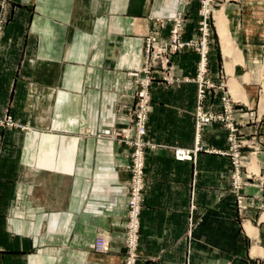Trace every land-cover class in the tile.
<instances>
[{"label":"crops","instance_id":"0c3cea01","mask_svg":"<svg viewBox=\"0 0 264 264\" xmlns=\"http://www.w3.org/2000/svg\"><path fill=\"white\" fill-rule=\"evenodd\" d=\"M199 7L0 0V116L15 125L0 127V264H124L132 148L121 137L135 136L147 39L168 43L179 18L181 40L197 42ZM212 18L206 77L214 87L203 105L219 112L226 89L233 123L258 149L242 153L246 208L236 207L222 154L226 130L210 123L197 136L198 56L169 54L148 87L136 264H264V0H215ZM197 144L194 160L174 158ZM99 236L104 252L94 250Z\"/></svg>","mask_w":264,"mask_h":264},{"label":"built area","instance_id":"2783aa9c","mask_svg":"<svg viewBox=\"0 0 264 264\" xmlns=\"http://www.w3.org/2000/svg\"><path fill=\"white\" fill-rule=\"evenodd\" d=\"M212 0H203V9L202 17L203 21L200 22L201 28V38L198 42H183L181 40V20L179 18L174 20L173 27L171 29L170 40L166 44H158L155 38H148L146 45V55L148 56L145 66L142 68V73L144 74L143 78H136L137 83V92H136V111L132 119V124L134 126L135 136L133 140H130L129 144L134 147V154L131 166L129 170L132 176V179L129 181V196L127 200V226H126V254L124 259V264H134L136 259V247L138 241V230H139V211L141 204V189H142V170L144 167L143 164V155L144 147L146 146L143 136L145 135L146 130V119H147V109L149 104V94L148 87L153 79L152 77V68L157 66L161 70L167 69V64L169 62L168 55L172 54L178 50L185 48H195L200 54V63L198 67V75L196 80L199 83L198 88V104L195 113L196 118V128L199 131L201 128L206 126L212 120L224 122L226 121L230 125L231 134L229 135V141L231 143L230 150L232 151L233 157V178L236 185H240L241 178L239 176L241 159L239 152L240 145L237 143L236 129L232 124V108L228 100L223 99V109L224 114L222 115H211L204 110V100H205V90L211 88L212 85H209L208 82H205L203 76L206 72V38L208 37V27L206 23L207 16L211 12ZM4 18L0 16V36L4 24ZM134 77H137V74H133ZM163 80L166 83H171L172 80L168 77H163ZM7 124L10 125L11 122L7 121ZM196 149L192 154L187 150L177 149L175 151V156L180 160H190L195 155ZM258 150V149H255ZM239 177V178H238ZM239 189V188H238ZM241 200V199H240ZM241 204V201H240ZM245 208V206H242ZM94 250L96 252H104L106 250V240L104 237L99 236L94 244Z\"/></svg>","mask_w":264,"mask_h":264},{"label":"rangeland","instance_id":"374dc122","mask_svg":"<svg viewBox=\"0 0 264 264\" xmlns=\"http://www.w3.org/2000/svg\"><path fill=\"white\" fill-rule=\"evenodd\" d=\"M214 2H215V0H212V4H211V8H210V10H211V12L209 13V15L207 16V19H206V23H207V27H208V37L206 38V47H207V52H206V67H207V65H208V53H209V49H208V47H209V43H210V41H211V39H212V32H213V18H212V6H213V4H214ZM199 5H200V7H199V11H198V17H199V20H198V35H199V40H200V38H201V28H200V22L201 21H203V17H202V9H203V0H199ZM181 36V35H180ZM199 40H196L197 42L199 41ZM183 42H186V41H183ZM187 42H190V41H187ZM191 48V47H190ZM192 50H194L195 51V53L197 54V56H198V60H197V65H196V70H197V72H196V76H195V83L197 84V93H198V88H199V83H198V81L196 80V78H197V75H198V67H199V63H200V54H199V52L195 49V48H191ZM177 52V51H176ZM263 68L262 69H260V73L259 74H261V76H263L262 77V81L264 82V63H263ZM206 74H207V69H206V72H205V75L203 76V79H204V81L205 82H208L209 83V85H212V87H214V83L211 81V80H209L207 77H206ZM250 74V73H249ZM258 74V75H259ZM253 78V76H251V79ZM259 78V77H258ZM164 81V80H163ZM225 85H226V81H225ZM225 85H220V87L221 88H224L225 87ZM263 85H264V83H263ZM212 87L211 88H207L206 90H205V96H206V91L209 89H212ZM220 88V89H221ZM223 99L224 100H228V102L231 104V108H232V106H233V103H232V100H231V98H230V96H229V94L227 93V90L225 89L224 90V92H223V95H222V97H221V99H220V102H221V106H220V111L219 112H217V113H213V112H208V111H206L205 109V111L207 112V113H209V114H211V115H222V114H224V109H223ZM136 101H137V99H136ZM136 104V103H135ZM135 111H136V105H135V110H134V112H133V114H132V116L134 117V114H135ZM230 115H232V114H230ZM133 119V118H132ZM7 121H9V122H11L10 123V125L9 124H7L6 122ZM210 123H219L225 130H226V132H227V135H226V141H227V150L224 152V153H222L223 155H226V156H229V158H230V163H231V166H232V168L234 169V165H233V157H232V151L230 150V148H231V143H230V141H229V135L231 134V131H230V125L226 122V121H224V122H219V121H215V120H212ZM210 123H208L207 125H209ZM232 124H233V126H234V128L236 129V132H235V134H236V137H237V143L240 145V147H239V154H240V159H241V166H240V172H239V176H240V178H241V182H240V185H236V183L234 182V178H233V176L231 177V187H232V191L234 192V196H235V203H236V207H237V209L239 210V211H243L245 208H246V205H245V203H244V196L241 194V191H242V188H243V178H242V174H241V170L243 169V166H244V161H243V157H242V153H243V151H244V149H246V150H248L249 152V155H251L252 153H254L255 152V145H254V143L253 142H251L250 140H244L243 138H242V133H241V130H240V126L239 125H237V124H234L233 122H232ZM195 125H196V122H195ZM206 125V126H207ZM15 125H14V123H13V121H12V119H11V117L8 115V114H3V115H1L0 116V127H2V128H9V127H14ZM206 126H204V127H206ZM132 127H133V129H135L134 128V126H133V124H132ZM202 129V128H201ZM200 129V130H201ZM196 130H197V128H196ZM145 132H146V130H145ZM198 134H199V131H197V136H198ZM145 136V135H144ZM144 136H143V140H144ZM122 139H121V143L122 144H125V145H128L129 147H131L132 148V153H131V156H130V162H129V164L125 167V170H126V172H127V174H128V180H127V189H126V191H127V197L129 196L128 194H129V181H130V179H132V176H131V174L132 173H130L131 171L128 169L129 168V166H131V164H132V160H133V154H134V147L131 145V144H129L130 142V140H133L132 138H129V136L128 135H126V134H124V136H122L121 137ZM145 142V144L147 145V143H146V141H144ZM199 142V141H198ZM196 147H198V148H200V149H198L197 151H202L203 150V147H201L199 144H197L196 145ZM196 147L194 148V150L196 149ZM146 148V146L144 147V149ZM181 150H183V149H181ZM193 150V151H194ZM176 151V150H175ZM193 151H189L191 154H192V152ZM196 151V152H197ZM211 152V151H210ZM144 156H145V154L143 155V164H144ZM174 158L176 159V160H178V161H183V160H180V159H177L176 158V156H175V152H174ZM191 160H194V157L193 158H191L190 159V161ZM245 174H247V177L248 178H253L254 176H252V175H249L250 173H245ZM232 175H233V173H232ZM239 178V177H238ZM239 188V189H238ZM143 189H144V167H143V170H142V189H141V193H140V195H141V204H140V211H139V219H140V214H141V209H142V202H143V197H142V193H143ZM128 199V198H127ZM241 199V200H240ZM240 201H241V204H240ZM242 206H245V208H242ZM138 240H139V237H138ZM137 244H138V241H137ZM134 264H136V259H135V262H134Z\"/></svg>","mask_w":264,"mask_h":264},{"label":"bare ground","instance_id":"6f19581e","mask_svg":"<svg viewBox=\"0 0 264 264\" xmlns=\"http://www.w3.org/2000/svg\"><path fill=\"white\" fill-rule=\"evenodd\" d=\"M219 23V22H218ZM217 23V24H218ZM217 26V25H216ZM221 26H223V25H221ZM224 28V27H223ZM218 29V28H217ZM220 32V34H222V32L221 31H219ZM226 35H228V34H226ZM231 38V37H230ZM221 42H222V40H221ZM227 48V47H226ZM229 48V47H228ZM229 49H232V48H229ZM227 50V49H226ZM228 51V50H227ZM224 53V52H223ZM227 54V52L226 53H224V55H226ZM234 54V53H233ZM231 55V54H230ZM234 56H236V55H234ZM238 60H240L239 58H238ZM241 61V60H240ZM238 62V61H237ZM233 88H235V87H233ZM242 94V93H241ZM264 94V93H263ZM263 99V98H262ZM262 101V100H261ZM261 111H264V101H263V105H262V110ZM253 164V163H252ZM254 165V164H253ZM256 169V168H255ZM257 170V169H256ZM256 170H254V172L256 171ZM258 172V171H257Z\"/></svg>","mask_w":264,"mask_h":264}]
</instances>
